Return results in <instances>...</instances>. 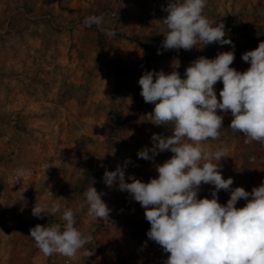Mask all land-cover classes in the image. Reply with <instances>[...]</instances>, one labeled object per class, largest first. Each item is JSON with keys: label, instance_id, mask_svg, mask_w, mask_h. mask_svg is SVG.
<instances>
[{"label": "rangeland", "instance_id": "374dc122", "mask_svg": "<svg viewBox=\"0 0 264 264\" xmlns=\"http://www.w3.org/2000/svg\"><path fill=\"white\" fill-rule=\"evenodd\" d=\"M168 3L26 0L27 7L0 19V26H8L0 32V264H164L169 253L147 237L145 209L103 181L105 170L130 158L125 181L133 176L147 183L158 176L156 165L174 155L165 150L152 161L137 156L152 146V134L166 137L173 127L148 122L145 115L154 105L144 102L138 79L149 70H175L183 78L194 59L226 51L234 52L230 67L243 72L250 64L242 54L264 42V0H207L204 15L213 26L225 25L232 45L163 50ZM90 15H102V25L86 26ZM222 87L220 81L214 85L218 101ZM217 114L223 116L220 135L205 143L211 151L226 149L219 171L233 179L230 187L251 192L264 181V147L245 144L243 134L229 128L230 110ZM19 168L30 175L18 176ZM91 186L105 193L108 219L88 215L83 193ZM212 188L202 184L198 198L210 199ZM56 198H64L59 202L73 210L74 226L92 237L75 259L45 256L30 237L37 224L63 227L61 213L37 218L31 211L35 203L51 205ZM229 198V192L219 191V203ZM245 203L241 199L236 207ZM84 250L93 254L87 257ZM146 251L152 258H136Z\"/></svg>", "mask_w": 264, "mask_h": 264}, {"label": "clouds", "instance_id": "9594fccd", "mask_svg": "<svg viewBox=\"0 0 264 264\" xmlns=\"http://www.w3.org/2000/svg\"><path fill=\"white\" fill-rule=\"evenodd\" d=\"M207 0H169L167 27L163 50H190L197 44L232 45L226 38L225 25L213 23L204 15ZM102 15H90L84 24L98 27ZM106 35L115 31L105 29ZM234 47V46H233ZM157 54H162L160 49ZM250 67L241 72L230 65L233 51L219 52L215 58L199 57L186 67L184 77L179 72L145 71L138 79L140 95L154 108L145 116L153 125H173L169 136L152 134L151 147L138 150V158L152 161L168 150L174 155L156 165L158 176L145 183L125 171L130 158L114 171L105 170L103 181L108 187L116 186L129 193L145 209L150 223L147 237L169 253L164 264H264V181L251 192L243 187L231 188L233 179H224L219 161L226 149L209 150L206 141L216 140L222 128L223 116L217 110L228 112L232 119L229 128L242 133L244 143L264 144V42L254 50L242 54ZM222 82L219 92L214 85ZM130 136V135H129ZM255 159V157H251ZM18 176L30 175V170L19 168ZM213 185L211 198H198L201 185ZM220 190L230 193L226 204L218 202ZM96 188H87L83 195L88 215L94 219H108L111 209ZM56 198L51 205H37L32 215L37 218L61 213L64 222L30 229V237L45 255L59 254L75 259L86 243L92 240L77 229L74 212L63 207ZM246 201L236 207L239 200ZM63 207V210H62ZM89 257L93 252L84 250Z\"/></svg>", "mask_w": 264, "mask_h": 264}, {"label": "crops", "instance_id": "0c3cea01", "mask_svg": "<svg viewBox=\"0 0 264 264\" xmlns=\"http://www.w3.org/2000/svg\"><path fill=\"white\" fill-rule=\"evenodd\" d=\"M23 0H0V19L4 21V19H9L12 15L15 13L19 12L21 9H23V6L21 3ZM8 29V26L6 24H1L0 26V32H4ZM151 251H146L145 256L141 255H135L136 258L138 259L139 257H143L145 259L152 258L151 256ZM133 256V255H132ZM151 263V262H150ZM148 263V264H150ZM133 264H136L134 261Z\"/></svg>", "mask_w": 264, "mask_h": 264}, {"label": "trees", "instance_id": "16d2710c", "mask_svg": "<svg viewBox=\"0 0 264 264\" xmlns=\"http://www.w3.org/2000/svg\"><path fill=\"white\" fill-rule=\"evenodd\" d=\"M21 5L23 6V7H27L26 5V0H23V2L21 3ZM28 10V9H27Z\"/></svg>", "mask_w": 264, "mask_h": 264}, {"label": "built area", "instance_id": "2783aa9c", "mask_svg": "<svg viewBox=\"0 0 264 264\" xmlns=\"http://www.w3.org/2000/svg\"><path fill=\"white\" fill-rule=\"evenodd\" d=\"M264 147V144H261Z\"/></svg>", "mask_w": 264, "mask_h": 264}]
</instances>
